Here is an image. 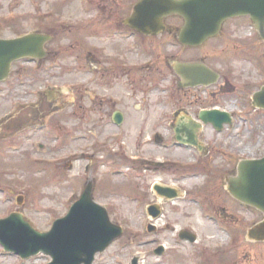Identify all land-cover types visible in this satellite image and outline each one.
<instances>
[{"label": "rangeland", "instance_id": "obj_1", "mask_svg": "<svg viewBox=\"0 0 264 264\" xmlns=\"http://www.w3.org/2000/svg\"><path fill=\"white\" fill-rule=\"evenodd\" d=\"M137 1L0 0V38L31 33L54 37L53 43L46 45L47 56L40 64L29 59L18 61L11 68V79L0 83V219L19 212L34 230L48 231L92 180L93 199L123 229V235L97 255L94 264H131L134 257L137 264H264V242L253 243L245 237L261 215L232 200L223 182L235 174L240 160L264 157V113H255L244 102V93L262 84L264 65L261 70L256 67L257 50L250 51L251 59L242 57L241 51L238 56L233 51L220 53V43L214 41L185 50L164 35L145 41L138 37L130 59L121 61L135 66V91L129 92L124 79L118 91L99 90L113 99L121 91V100L115 101L125 119L119 126L109 116L101 122L102 114L96 109L86 121L74 120L68 111L57 110L59 103L41 94L49 91L53 99L59 91L65 102L71 84L79 86L84 79L89 85L101 82L98 71L84 77L74 69L112 68L116 47L128 50L131 46L125 36L113 39L104 35L102 25L110 21L108 14L115 12V5ZM166 24L181 26L176 20ZM240 30L248 33V28ZM86 49L99 58V65H92L93 60L87 64ZM199 60L225 69L237 88L226 97V109L235 114L232 124L221 132L210 126L200 131L206 156L178 147L164 120L163 91L166 86L173 89L177 78L169 76L163 82L159 74H146L149 63L160 72L166 64ZM14 73L18 76L13 77ZM90 93L96 96L93 102L97 108V87L90 88ZM129 93L135 96L129 99ZM45 115H51V120ZM11 116L14 119L6 121ZM35 120L48 124L29 129ZM51 122H58L55 125L62 127L64 135L66 131L79 134L73 141L66 136L58 140L54 138L58 131L49 129ZM19 127H24L23 131H16ZM156 134L164 142L156 144ZM93 146H97L96 151H92ZM149 162L164 165L146 172ZM155 183L178 189L180 196L174 203L162 201L151 192ZM19 196L23 198L20 205L16 203ZM154 207L160 211L155 220L148 215ZM149 224L154 231H148ZM179 231L195 235L196 241L180 240ZM159 248L161 255L155 253ZM49 261L41 254L22 261L0 246V264Z\"/></svg>", "mask_w": 264, "mask_h": 264}, {"label": "water", "instance_id": "obj_2", "mask_svg": "<svg viewBox=\"0 0 264 264\" xmlns=\"http://www.w3.org/2000/svg\"><path fill=\"white\" fill-rule=\"evenodd\" d=\"M177 16L183 20L178 32V43L184 47H198L207 39L215 36L221 24L228 19L249 16L259 31L264 28V0H139L133 8L130 25L144 36H156L165 30L163 20ZM51 37L43 34H28L14 39H0V82L5 80L13 62L21 59H42L45 56L44 45ZM176 75L185 81L186 87L208 86L216 76L199 64L175 63ZM252 107L264 109V87L252 96ZM115 124L122 122V116L115 114ZM200 120L210 124L216 131L224 125H230L229 114L217 110L201 112ZM200 128V125H197ZM177 135L181 132H176ZM190 146H197L196 135H186ZM180 140V137H178ZM156 142H160L158 136ZM228 194L242 205L260 212L262 221L247 232V238L253 242H264V157L259 160H244L238 163L236 176L225 179ZM158 189V194L174 198L169 189ZM93 185L88 182L78 199L72 203L65 216L53 222L47 232H38L19 212L11 213L0 219V246L4 252L15 254L22 260L44 254L50 257L49 264H92L94 257L102 253L123 230L110 222L105 208L92 198ZM23 198L17 197L21 204ZM150 215L156 218L159 212L150 209ZM181 239L194 242L195 237L182 232ZM159 248L156 254H161ZM131 264H137L134 257Z\"/></svg>", "mask_w": 264, "mask_h": 264}, {"label": "flooded vegetation", "instance_id": "obj_3", "mask_svg": "<svg viewBox=\"0 0 264 264\" xmlns=\"http://www.w3.org/2000/svg\"><path fill=\"white\" fill-rule=\"evenodd\" d=\"M135 4L136 2H134V4L129 3L128 5L126 3L123 5H119V4L115 5V8H114L115 12L110 11L112 13L108 14V18L110 19V21L102 25V28H103L102 33L104 35L107 34L106 35L107 37H112L113 39L116 38V36L118 37L125 36L124 38L125 41H127V43H129V45L131 46L128 48V50H121L120 45L116 47V50L114 52L115 61H114L112 68H101L100 66H98L100 67L99 69L98 68L94 69L93 67H91L89 70L88 68L86 70L84 68L74 69L76 72H79V74H81L84 77L92 74L93 71H98L100 72L101 82L89 85L88 83L85 82V79H84V80H81V81H84V83H82L79 86H74L71 84L68 89V93H67L70 97L69 99H66L65 102H62L60 98L61 95L58 93L59 91L56 92L57 96L56 98L53 97V99L50 96L49 91H45V92L43 91V93H41V91L39 92L41 94H44L46 99H50L52 103H59L58 106H56L58 111L60 112L64 110L68 111L70 113L69 115L74 120H78V121H81V120L86 121L88 116L92 114L95 109L97 113L102 114V116L100 117L101 122L103 118L108 117V116L111 119V121H114V118L116 117L115 115L116 113L121 114L122 120L125 119V115L123 111L120 108H118L119 104L115 101V100H118V101L121 100V95H120L121 91L119 94H116L118 96L115 99H113V97H111L112 95L108 96L106 94H100L99 90L101 91L109 90L112 92L114 90L118 91L120 82L121 80L124 79L125 81L129 83L128 84V87L130 88L129 92L135 91L133 90L136 87V82H135L136 70L134 68L135 66H132V64L131 65L123 64L121 63V61L124 62V58H126L127 60L130 59L133 48L135 47V44H136V39L139 37L143 39V41H145L149 39H156L164 35L170 39H173V42L175 43L177 42L178 31L183 24L182 19H180L179 17H168V18H165L163 21V24L165 26V31L161 33L160 35L143 36L141 34H138V32L134 28L124 23L126 20H130V18L132 17L133 8ZM101 9L102 8L99 7V10ZM170 20H176L177 22L180 21L181 26L178 27L173 24L167 25L166 22ZM98 22L99 20L97 21V23ZM107 27H110L111 29L104 32V30H106ZM243 28H248V33H242L240 29H243ZM113 39L111 41H113ZM53 40H54V37L52 38V41ZM209 41L220 43L218 50H220V53H224L226 55H228L230 51H233L235 55L238 56L237 53L241 51V55H243L242 57L249 56L252 59L250 51L257 50L258 51V65H256V67L261 70V67H263L264 65L263 45H262L264 44V28L262 31H259L258 28L252 24L248 16L234 17V18L224 21L221 24L218 33L212 38L207 39L204 42V44H206ZM256 42L259 43L260 45H256ZM202 46L198 48H201ZM70 47L72 48L73 45H71ZM180 47L181 49H185V50L198 49L197 47L196 48H185L182 46ZM86 51L87 52L85 55L86 56L85 60L87 64L90 65L93 60L94 64L92 65H99V58L96 57V55L92 54L89 51V49H86ZM213 53H216V51H214ZM56 54H58V52ZM46 56H47V50H46ZM42 60H38L36 61V63L40 64ZM190 63L200 64L204 66L205 68H207L209 71H211L212 74L216 76L215 82L208 86L186 87L185 81L180 76L174 73L173 64H171L170 66L166 64L167 67L165 68V70L163 69V71L159 72V69L157 67H152V63H149V67L147 69L146 74L151 75V76L155 74H159L161 76V81L163 78V82L164 81L167 82L169 76H173L177 78L176 82L173 84V89L171 86H166V89L163 91V95H164L163 101L165 105L164 107L166 108V113H164V120L168 124L169 132L171 131L172 137L174 139L173 142H176L179 144V142L182 143L181 141L183 142L188 141V138L186 135H188L189 133H193L196 135L197 146L183 145L182 147L186 146L188 148H191L193 152L196 153V156H200L202 153H203V156H206L208 155V152H207L208 150L207 148L202 147V143L200 139L201 138L200 129L197 127V125L199 124H204L200 120V113L217 110V111L229 114L231 122H233L235 114L234 112H231L226 109V104L228 101L226 100V97L230 95V93H235L237 91V88L236 86L232 84V80H233L232 75L227 73L225 69L223 68L219 69L211 65L207 66L203 62V60H199L197 62H190ZM12 76L17 77L18 74L14 73V75ZM33 77H36V73H34ZM10 79H11V73L9 76V80ZM95 87H97V91H98L97 108L95 107V104L93 102L96 96L93 93H90V88L94 89ZM263 87H264V76L262 77V84L256 90L254 91L248 90V92L244 93V102L248 103L249 107H251L255 113H264V109H255L251 105L252 96L255 93L259 92ZM127 96L129 97V99H131L135 95H132L129 93ZM238 97L240 98V96ZM88 101L91 103L90 106L85 105V103ZM43 117H46L49 120H51L50 119L51 115L49 116L45 115ZM11 119H14V117L13 116L8 117L6 121L11 120ZM36 120H35V123L29 127V129L41 127L40 125H42L43 127H46L45 125L48 124L47 123L44 125L41 123H36L37 122ZM55 123L58 124V122H55ZM55 123L51 122L52 128L50 125L49 129L50 130L54 129L55 132L58 131L57 133L59 134H56L57 136L54 137V138H57L58 140H63L62 136L63 137L66 136L67 137L66 140L73 141L74 136L76 134H79L76 131L74 132L66 131L65 133L67 134L64 135L62 133L63 131L62 127L58 126L57 128ZM205 126H210V125L207 124ZM23 129L24 127H19L16 131H23ZM176 132H181V133L177 135ZM158 136L160 137L161 139L160 141L162 142L163 141L162 136L160 135ZM178 137H180V140H178ZM37 146L41 147V144L38 143ZM38 149L39 151H41L43 147L38 148ZM96 150H97V146H93L92 151H96ZM88 159L91 160L90 158ZM163 165H164V162H149V164L145 167L146 168L145 171L151 172L153 167L162 168ZM195 172H197V170ZM183 173L184 172H181L180 174H183ZM224 180H223L224 191L226 192ZM89 181L93 183L92 180H89ZM157 188L169 189L173 191V193L175 194V197L173 199H168L162 196L163 198L162 201L166 200L168 202L174 203V201L177 200L178 196H180V192L178 191V189L155 183L151 187V192L152 194L157 195L158 197H159V194H158ZM155 211L160 212L159 210H157V208H155ZM150 230L154 231L153 228H150Z\"/></svg>", "mask_w": 264, "mask_h": 264}]
</instances>
